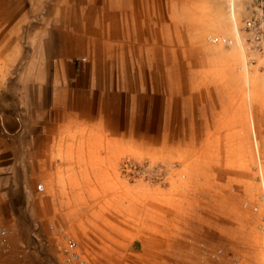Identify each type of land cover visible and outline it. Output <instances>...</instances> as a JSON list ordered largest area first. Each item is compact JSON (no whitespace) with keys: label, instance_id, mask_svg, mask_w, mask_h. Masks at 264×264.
Instances as JSON below:
<instances>
[{"label":"crops","instance_id":"obj_1","mask_svg":"<svg viewBox=\"0 0 264 264\" xmlns=\"http://www.w3.org/2000/svg\"><path fill=\"white\" fill-rule=\"evenodd\" d=\"M22 4L16 15L13 0H0V226L12 230L15 252L28 253L24 261L0 254V263L52 264L50 224L82 239L99 226L94 211L124 207L127 147L138 146V160L190 162V146L238 140L236 100L210 111L196 83L215 82L220 98L219 83L234 82L206 76L208 61L233 69L247 61L238 39L251 8L249 0Z\"/></svg>","mask_w":264,"mask_h":264},{"label":"rangeland","instance_id":"obj_2","mask_svg":"<svg viewBox=\"0 0 264 264\" xmlns=\"http://www.w3.org/2000/svg\"><path fill=\"white\" fill-rule=\"evenodd\" d=\"M13 1L17 15L22 10V0ZM249 2L251 16L238 39L247 61L235 69L226 66L230 61H222V67L219 61H208L206 76L224 73L223 76H235L231 78L234 82L219 83L223 86L220 98L213 96L215 82L196 83L197 87L205 85L210 111L217 103L222 107L234 106L236 100L237 143L207 145L204 151L201 145L190 146L183 153L193 158L190 162H184L180 155L175 156L179 157L177 160L168 162H157L150 157L138 160L133 155L138 146L127 147L120 172L122 161L129 159L148 162L152 168L173 177L165 186L151 185L144 180L130 182L124 178L126 185L121 188L125 191L124 207L94 211L92 222L99 226L93 228L95 233L89 232L82 239H76L62 226L84 247L94 264H142L154 259L192 264L193 252L200 243L240 249L252 264L264 263V237L256 229L264 208L260 213L251 210L264 187V16L256 8V0ZM250 20L254 21L252 27L247 26ZM228 85L232 88H225ZM243 107H247L248 112L253 110V115H246ZM249 116L252 127L246 129L241 118ZM208 132L205 129L202 134L207 136ZM140 151L144 152L143 147ZM170 186L174 190L164 193ZM238 243L244 246L237 249ZM55 258L52 264H58Z\"/></svg>","mask_w":264,"mask_h":264},{"label":"built area","instance_id":"obj_3","mask_svg":"<svg viewBox=\"0 0 264 264\" xmlns=\"http://www.w3.org/2000/svg\"><path fill=\"white\" fill-rule=\"evenodd\" d=\"M256 8L260 9L264 16V0H256ZM254 21L250 20L247 23L248 27H252ZM209 41L212 44H221L224 46H232L234 41L224 36H211ZM121 173L125 179L130 182L144 180L151 185H167L173 175L163 173L151 167L148 162L137 163L129 159L123 160L121 164ZM37 191L44 192V186L38 185ZM248 205L245 203L244 207ZM261 208H264V187L259 195L258 202L251 205V210L254 213H260ZM256 229L260 235L264 237V212L260 215ZM49 230L52 234V240L56 252V260L58 264H94L89 257L84 247L64 228L57 224H50ZM12 230L0 226V254L3 257L14 256L19 261H24L28 250L14 251L10 241ZM244 245L238 243L236 248H242ZM195 260L192 264H252L249 262L243 251L231 250L224 246H210L205 243H200L193 252ZM0 264H8L6 261ZM148 264V263H142ZM165 264H178L174 260H167ZM264 264V263H263Z\"/></svg>","mask_w":264,"mask_h":264}]
</instances>
